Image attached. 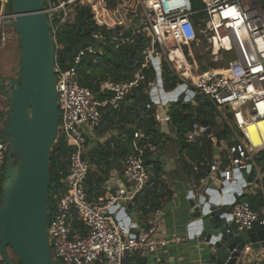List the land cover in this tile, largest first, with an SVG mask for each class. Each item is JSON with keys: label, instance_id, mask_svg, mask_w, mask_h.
Here are the masks:
<instances>
[{"label": "built area", "instance_id": "2783aa9c", "mask_svg": "<svg viewBox=\"0 0 264 264\" xmlns=\"http://www.w3.org/2000/svg\"><path fill=\"white\" fill-rule=\"evenodd\" d=\"M84 1L45 0V15L54 44L58 28L71 17L68 8L76 4L86 5ZM9 2L0 0V5ZM201 3L203 8L194 10L191 0H138L139 14L136 10L130 13L128 25L122 19L108 25L93 13L95 23L112 32L104 35L100 31L92 33L90 43L73 50L74 55L66 62L69 63L66 68L57 62V50L61 46L56 43L54 74L59 121L55 141L62 140L67 154L65 170L61 173V188L53 192L50 210L47 211L48 244L55 264H126L127 254L154 252L166 244L164 241H151L144 233L130 234L116 220L115 212H111L115 205L131 203L150 183L153 172L146 164L145 156L156 153L157 146L141 130L133 131L131 152L124 158L122 168L123 191H117L104 201H92L85 188L90 165L85 159L86 135L82 128L95 131L100 126L102 109H117L126 96L137 89L149 96V102L144 105L146 110L156 105L155 100L161 107L166 106L161 103L159 93L162 84L160 58H167L169 71L178 75L169 65L170 60H177L171 57L172 52L199 43L200 36L209 46L210 62H222L224 66L197 78H188L186 73H181L178 75L180 84H186L187 89L205 97L222 116V109H226L233 133L227 149L228 164L222 166L216 159L208 161L209 174L220 173L224 181L230 182L234 170H247L254 166L255 157L260 153L264 158V143L254 146L248 131V126H255L258 120L264 119V5L258 0H201ZM202 14L206 16L204 20L191 19ZM215 16L220 18L221 28L212 26ZM12 18V13L0 14V47H4L11 38L6 28ZM140 18L143 20L141 25ZM219 33L227 37L230 46L227 49L219 42V51L214 55L213 35ZM139 36L146 41L147 54L132 80L120 84L104 81L99 83L96 91L79 84L78 70L85 56L100 53V45L105 41L128 45ZM150 68L153 76L147 73ZM150 117L157 122L170 121L168 114L154 112ZM191 120L190 128L184 133L187 143L213 138L207 125L194 118ZM255 130L260 135L261 130L258 127ZM7 154L8 145L0 135V203ZM230 215L232 226L239 232L264 225V211L262 215L254 211L247 201L235 202ZM0 264H5L1 257Z\"/></svg>", "mask_w": 264, "mask_h": 264}, {"label": "water", "instance_id": "95a60500", "mask_svg": "<svg viewBox=\"0 0 264 264\" xmlns=\"http://www.w3.org/2000/svg\"><path fill=\"white\" fill-rule=\"evenodd\" d=\"M11 8L13 18L7 25L17 35L20 60L15 78L8 81L0 75V94L7 101L3 141L8 145L1 188L0 257L5 264H16L9 256L11 250L19 264H55L47 236L48 163L59 121L55 44L47 24L45 0H12ZM142 22L140 18L139 25ZM73 55L74 51L65 57L64 64ZM159 93L166 106L206 101L186 84L167 93L161 84ZM154 103L161 113L158 100ZM255 177V167L251 166L234 170L230 182L209 183L195 196L189 191L188 237L201 239L205 264H244L253 247L264 246V225L239 232L227 212ZM132 208L127 204L111 209L127 231L134 226L127 216ZM256 264H264V258Z\"/></svg>", "mask_w": 264, "mask_h": 264}, {"label": "crops", "instance_id": "0c3cea01", "mask_svg": "<svg viewBox=\"0 0 264 264\" xmlns=\"http://www.w3.org/2000/svg\"><path fill=\"white\" fill-rule=\"evenodd\" d=\"M121 1L115 12L123 10L125 17H121V21L125 22L126 15H130L137 9L138 1ZM102 2L104 3L103 0H89L87 5L93 9L92 14L97 12L98 6L101 11L107 12L106 5L102 8ZM118 21L115 20V23ZM128 22L127 19L125 24L128 25ZM6 31L12 40L14 30L8 27ZM9 41L1 47L0 52L7 48H14L13 43L9 44ZM3 73L5 74V70ZM174 76L179 79L178 75ZM104 81L109 80H101L98 83ZM127 81L113 83L120 84ZM161 81L163 85L162 77ZM136 92L147 99L134 107L130 96ZM106 95L111 96L110 93ZM148 102V94L137 89L126 96L117 109L112 107L102 109L100 126L95 131L89 132L82 128L86 135L85 159L90 165L85 186L90 200L104 201L117 191H123L125 185L122 181V168L124 158L131 152L132 133L135 130H141L144 134L143 127L140 126L142 120H149L151 114L157 112V105L154 104L150 110L145 109L144 105ZM161 114L170 116L167 106L161 107ZM191 114L192 118H197L195 113ZM223 117L225 125L222 126V130L213 131L207 125L213 133L212 139L206 138L210 141L211 148V156L207 161L203 155L199 158L200 147L205 138L194 144L187 143L184 136L181 138L177 135L175 127L169 122L162 123L153 119L156 123L157 137L154 139L144 134L157 146L156 153H147L145 156L146 164L151 167L153 175L150 183L131 203H128L132 204L133 208L127 216L130 218V223L134 225L128 231L130 234L144 233L151 241H164L166 244L159 246L154 252L129 253L125 258L126 264H205L200 250L201 239L188 237L190 219L187 195L189 191H193L195 196L201 193V189L209 183L223 180L220 173L209 174L206 166L208 161L215 159L219 160L222 166L228 164L227 149L231 144L233 133L229 127L231 125L230 115L228 114L227 118ZM225 127L231 133L229 137H224ZM254 167L256 177L251 184L245 187L240 200L247 201L254 211L262 215L264 211V158L261 153L255 157ZM80 230L82 233L83 229L80 228ZM246 257L244 264H256L264 258V246L259 249L253 247Z\"/></svg>", "mask_w": 264, "mask_h": 264}, {"label": "trees", "instance_id": "16d2710c", "mask_svg": "<svg viewBox=\"0 0 264 264\" xmlns=\"http://www.w3.org/2000/svg\"><path fill=\"white\" fill-rule=\"evenodd\" d=\"M103 1L106 3L109 9H114V7H116L117 0ZM11 2L12 0H10L7 5H0V14L3 12L10 14L12 13ZM70 15V19L65 24L60 26L57 31L55 46L57 43V45L61 46L62 48L59 51L57 50V53H59L57 62L60 66L64 65L65 57H67L75 48L82 47L92 41L90 38L92 33L100 31L104 35L106 33L112 32V30H106L104 26L99 27L95 23L91 8L88 5H74ZM101 21L106 22L108 25L115 23V20L109 17L105 12L102 14ZM49 29L51 30V27H49ZM145 47L146 41L141 36L137 37V41L132 46H117L116 44H113L109 41H105L100 45V53H96V55H87L82 59V63L78 70L79 84L91 89L92 91H96L99 87L98 81L101 80L107 79L112 82L131 80L140 65ZM161 69L163 88L168 92L172 91L180 81L171 74L165 63H162ZM147 73L149 76H152V68H150ZM130 97L133 100L134 107L138 106L145 99V97L138 92H136V94L133 96L131 95ZM203 103L204 105H211V103L208 101ZM182 106L183 109L189 108V105L184 103ZM189 111L190 113L184 114L178 110H171L169 113V123L175 127L177 135L181 138H183L184 133L190 128L192 123V110ZM196 111L198 112L197 108ZM194 120H198L201 124L208 125V122L205 119L195 118ZM140 126L143 127L142 129L145 135H150L154 139L157 137V130L155 129L156 123L151 117L147 121L142 120ZM218 137L220 136L218 135ZM66 154L67 148L62 140L57 139L54 141L51 147L48 163L49 196L47 211L50 210L53 192L56 189L61 188V173L65 170L64 159ZM199 154V158H202L201 155H203L204 158H207L206 161L210 159V141L206 138L202 142ZM10 252L11 250H9L10 258L16 264H19L16 262V258L13 254L12 255L14 258H12Z\"/></svg>", "mask_w": 264, "mask_h": 264}, {"label": "rangeland", "instance_id": "374dc122", "mask_svg": "<svg viewBox=\"0 0 264 264\" xmlns=\"http://www.w3.org/2000/svg\"><path fill=\"white\" fill-rule=\"evenodd\" d=\"M118 1V2H117ZM116 1V7H114L113 9H109L106 5V3L102 2V8L103 6L106 5V9L107 12H105L109 17H111L113 20H121V17L124 18V12L123 10H119L117 12H115V9H117V5L119 3H121V0H117ZM138 1V0H135ZM259 3L261 5H264V0H258ZM89 2V0H85L84 4L87 5V3ZM192 2V6L194 10H200L201 8H203L201 0H191ZM70 11L72 10V7L68 8ZM113 10V11H112ZM137 13L139 14V10L136 9ZM112 12V13H111ZM97 16V18H100L101 15L104 13L103 11H101L100 6H98L97 12H94ZM129 14H127L126 19H129ZM206 18L205 15H197V16H193L191 17L192 20H204ZM209 19V18H208ZM101 20V19H100ZM125 22H127V20H125ZM113 25V24H112ZM13 33V32H12ZM13 37L12 40L9 41V44L13 43L14 48L13 49H9L7 48L6 50H4L3 52H0L1 56H0V74H4L3 70H5V76L7 77V80H12L13 78L16 77L17 75V68L19 65V60H20V48H19V44L17 41V35L15 33H13ZM137 41V37L133 39L132 43L130 44L131 46ZM179 46V45H178ZM180 47V46H179ZM181 50L183 52V57H184V61L181 63H177L179 62L178 60H170L171 63L169 64L172 68V70L179 74H184L186 73L185 68L186 66H188V70H189V75L192 78H197L199 75H202L203 73L209 71V72H213L216 69L215 68H219V67H223L224 64L222 62H218V63H211L210 62V51H209V46L206 43V39L202 38L201 36L199 37V43H194L193 45H188L186 47H180ZM62 49L61 47H59V50ZM143 53V52H142ZM59 54V53H58ZM147 54V50L144 49V53L142 55V59L141 61H143L144 56ZM161 62L162 63H167L166 61L168 60L167 58H165L164 56H161ZM166 59V61H165ZM69 63H66V65H63V68H66V66H68ZM167 65V64H166ZM180 65V67H178ZM168 66V65H167ZM2 67V69H1ZM183 69V71L181 70ZM218 72H222L221 70H218ZM189 77V76H188ZM180 84V82L178 83V85ZM177 85V86H178ZM145 99H147V97H145ZM203 102H207V101H195V100H190L187 103L189 105L188 109H183V103L179 104L177 103H171L167 106V111L170 113L171 110H178L181 113H190L189 110H192V113H195L197 115V118H202L207 120L208 125H210L211 129H213V131L216 130H222V126L225 125V122L223 120V116H225V118L228 117L227 114V110L226 109H222L221 112H223V116L221 115V113L219 111H217L212 105L208 104V105H204ZM0 107L4 109L7 108V101L5 100L4 103L2 105H0ZM196 108L198 109V112L196 111ZM207 116V117H206ZM225 134L224 137H229L231 135L230 131L225 127L224 128ZM0 133H4V127L0 126ZM114 195V194H112ZM12 258H14V256L12 255V253L10 252ZM57 264H61L60 262H56Z\"/></svg>", "mask_w": 264, "mask_h": 264}, {"label": "bare ground", "instance_id": "6f19581e", "mask_svg": "<svg viewBox=\"0 0 264 264\" xmlns=\"http://www.w3.org/2000/svg\"><path fill=\"white\" fill-rule=\"evenodd\" d=\"M229 12L230 11L226 12L225 14H228ZM212 26L214 27V29L221 28L222 24H221L220 18L215 16L212 22ZM212 42H213L212 52L214 55L217 54L219 51V46H220L218 44L219 42L221 43L222 46H224L227 49L230 46L229 40L227 39V37L224 35H221L220 33L219 35H213ZM171 57L176 58L179 61L177 62L178 64L184 61L183 52L178 49L172 52ZM178 67H180V65ZM219 73H225V72L222 71ZM186 75L189 76L188 78H191L189 75L188 66H186ZM256 127H258L261 130L260 135L256 133V130H255ZM248 131H249L250 140L254 146L264 143V119L258 120L255 126L254 125L248 126Z\"/></svg>", "mask_w": 264, "mask_h": 264}, {"label": "flooded vegetation", "instance_id": "af4514ba", "mask_svg": "<svg viewBox=\"0 0 264 264\" xmlns=\"http://www.w3.org/2000/svg\"><path fill=\"white\" fill-rule=\"evenodd\" d=\"M5 99L2 98L1 94H0V105H2L4 103ZM6 112L3 110L2 107H0V126H3L4 129L6 127ZM1 136L3 137V139L6 137V135L3 133H0Z\"/></svg>", "mask_w": 264, "mask_h": 264}]
</instances>
